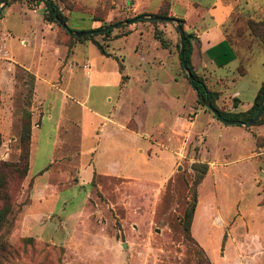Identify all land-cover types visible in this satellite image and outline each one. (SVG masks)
<instances>
[{
  "label": "crops",
  "instance_id": "obj_1",
  "mask_svg": "<svg viewBox=\"0 0 264 264\" xmlns=\"http://www.w3.org/2000/svg\"><path fill=\"white\" fill-rule=\"evenodd\" d=\"M75 1L84 11H68L67 25L76 31L114 24L122 21L118 18L124 14L155 13L166 3L168 15L183 19V29L191 35V64L206 86L218 92L217 106L227 112H240L253 104L264 81V63L251 71L250 60L242 61L238 49L227 40L225 24L240 3L253 13L264 12L259 0ZM44 7L42 1L10 0L0 14V117L4 115L3 134L10 135L16 145L22 115L19 89L24 85V75L32 76L30 146L24 178V184L30 182L31 187L16 222L24 219L27 229L43 233L52 224L45 218L51 216L61 217L65 231L66 219L74 222V218H89L95 212L107 216L110 206H116L110 199H120L122 182L159 181L166 174L158 166L172 169L185 157L179 139L185 133L186 122L190 124L188 135L205 136L216 129L240 134L244 139L252 137L254 145L248 155L254 156L256 136L262 137L264 147V122L250 126L222 123L195 101L186 109L178 88L182 92L186 89L184 72L172 50L155 38L149 21L115 27L101 42L107 55L90 38L71 41V34L47 19ZM97 7L101 8L102 18L91 13ZM117 33L123 38L137 36L129 62L117 52ZM85 62L89 73L83 68ZM139 161L145 168L134 172L132 167ZM216 162H209L214 166H208L199 186L208 178L213 184L214 170L224 164ZM93 180L101 191L105 183L112 185L115 195L111 198L104 193L110 201L106 206L91 202L97 198L92 191ZM68 190L72 195L82 190V203L76 210H65L71 197L66 195ZM207 193L204 187L206 200L198 193L191 231L208 250L213 242L209 237H200L197 226V217L208 209ZM33 203L40 210L32 212L34 218L25 219Z\"/></svg>",
  "mask_w": 264,
  "mask_h": 264
},
{
  "label": "rangeland",
  "instance_id": "obj_2",
  "mask_svg": "<svg viewBox=\"0 0 264 264\" xmlns=\"http://www.w3.org/2000/svg\"><path fill=\"white\" fill-rule=\"evenodd\" d=\"M29 1L35 4L40 2ZM52 1L65 16L66 23L68 11H84L75 0ZM259 1L264 8V0ZM44 12L47 14L45 7ZM91 13L94 17L102 18L100 7L91 10ZM134 16L124 14L118 19L124 20ZM263 18L264 12L253 13L240 3L230 21L225 24L227 40L238 49L242 61L250 60L248 66L251 67V71L264 63V41L260 38L261 36L264 38V28L262 30L261 26L256 29L253 23ZM149 22L153 25V33L156 31L163 39L162 46L172 50L175 62L182 69L176 47L179 33L175 23L158 20ZM60 30L64 32V29ZM123 31L120 30L121 33ZM83 39L85 38H81ZM90 39L101 43L107 36L95 33ZM136 39L137 36L132 34L127 38L118 37L116 41V45L119 46L117 52L126 62L130 61ZM70 40L72 41V38ZM158 52L165 55L162 49ZM182 71L186 89L182 92L181 88H178L179 93L185 98L186 109L191 107V101L203 107L189 87L186 71L183 69ZM249 73L252 75L254 72ZM23 78L24 85L19 89L22 94L20 96L22 115L23 110L30 107L32 91V76L25 74ZM3 116L2 114L0 117V210L9 208L10 211L0 228V241L6 243V250L0 253V264H200L194 250L184 240L181 217L191 192H196L197 200L198 193L202 200H206L203 194L204 187L208 188L209 204L207 212L197 217V226L200 237L202 235L209 237L213 245L207 247V250L192 231L191 235L202 246L210 263L264 264L262 137L256 136L253 156L248 155L254 145L252 137L247 136L244 139L240 134L230 135L216 129L209 130L205 136L192 133L188 135L190 124L186 122L185 133L179 139V147H183L185 157L180 158L178 165L172 169H168L167 165L158 166L166 174L160 177L159 181L153 178L151 182L146 183L137 180H133V183L122 182L120 199H110L116 206L114 209L110 206L107 216L95 212L89 218L83 215L78 219L74 218L76 222H72V218L66 219L68 221L66 231L62 228L61 217L51 216L45 218V221L50 219L52 224H49L42 233L27 229L24 219L16 222L18 206L28 199L30 188L29 182L24 184L22 164L13 166L20 153L19 141L16 145L17 142L12 141L10 135L3 134ZM205 147L208 149L205 150ZM7 152L9 156L6 155ZM212 159L217 160L216 163H224L222 166L218 164L219 167L214 170L213 184L211 178L201 186L199 184L203 179L199 184H194L196 170L192 169V163H206L213 168L214 165L209 163ZM132 168H135L136 172L145 166L139 161L136 167ZM94 180L91 187L97 198L91 202L106 206L110 201L104 193L111 198L115 195L112 185L105 183L103 192L97 188ZM66 195L71 197L66 201L65 210H76L82 203V190L76 191L73 195L68 190ZM58 202L62 204L63 201ZM258 202L263 205L257 206ZM36 205L33 203L27 209L30 214L24 215L25 219L34 218L32 212L37 213L40 210ZM33 226V224L30 226L31 229Z\"/></svg>",
  "mask_w": 264,
  "mask_h": 264
},
{
  "label": "trees",
  "instance_id": "obj_3",
  "mask_svg": "<svg viewBox=\"0 0 264 264\" xmlns=\"http://www.w3.org/2000/svg\"><path fill=\"white\" fill-rule=\"evenodd\" d=\"M9 1L10 0H8L7 2H9ZM40 1H42L44 3L45 7H46V11H47L46 16H47L48 20H50L52 22H55L57 25H59V23L57 22V20L55 19L54 15H53V12H56L57 16L59 18H61L64 22H66L65 16L62 14L61 10L58 8V6L52 0H40ZM1 2H2V0H0V3ZM1 8H0V14H1ZM142 15H144V16H162V17L175 18V17H172V16L168 15L167 4L164 3L160 7V9L157 12H155V13H140L138 15H135L132 18H126V19H124L122 21L115 22L114 24H119L118 27H120V26L124 25L123 23L126 20H130V19L142 16ZM179 20H180L181 26L183 27V22H184L183 19L179 18ZM136 21H145V19H137ZM253 23H254V26H256V29L262 26V30H263V28H264V18L261 19L260 21H256V22H253ZM110 25H112V24H110ZM106 26L107 25H103L102 27L94 29L95 33H101L104 36H109L111 34L113 28L110 27L108 30L102 31L101 29L103 27H106ZM59 28L61 29L62 27L59 25ZM71 30L72 31H76L74 29H71ZM64 32L66 34H68V32L65 29H64ZM184 34H185L184 47H183L184 63L187 66V68L190 70V72H191V74L193 76V80H190L188 78L187 73H186V78H187L189 84L192 86V88L194 90L198 91V96H202V97L208 98L210 100L212 106L215 109H217L218 112L224 118H226L228 120H232V119H239V120H242V121L249 120L256 113V111H257V109L259 107L260 99H261V93H262L263 88H264V81H263L260 89L258 90V92H257V94H256V96L254 98L253 104L246 111L227 112V111L219 108L217 106V104H216V99L218 98V92L210 90L206 86L202 76L198 75L193 69V66L191 64V53H192L191 35L189 33L185 32V31H184ZM91 36H92V34L76 38V37L70 35L69 38H72V39L73 38H75V39L85 38L86 39V38H91ZM118 36H121V34L116 35V37H118ZM154 36H155L156 39H158L160 41L161 45H164L163 39L156 33V31H154ZM260 38L262 39V41H264L263 36H261ZM93 41H94L96 46L100 49V51L103 54L109 55V53L106 52L105 46L102 43H98L95 40H93ZM176 47H177L178 52H179V49H180V38H179V42L176 44ZM179 59H180V53H179ZM180 64H181L182 69L184 70L183 65L181 63V60H180ZM198 96H197L198 101H199V103H201ZM203 107H205V106L203 105ZM263 113H264V109H263V112H262L261 116L252 125L261 124V123L264 122ZM30 116H31V114H30L29 109H24L23 110V115H22V122H21V131H20V136H19V150H20V153H19V157H18L17 162L13 165L14 167H16L19 164H22L24 178L26 176L27 169H28V157H29V146H30V130H31V119H30ZM191 166H192V169L196 170L194 184L197 185L204 178V176H205V174H206V172L208 170V165L206 163H192ZM30 187H31V183L29 182V188ZM27 202H28V199H26V200H24V201H22L20 203V205L18 206V212L20 211L21 207L24 204H26ZM196 204H197V195H196V192L193 191V192L190 193L189 200L187 202V206H186V208L184 210V213H183V215L181 217L182 218L181 220H182L183 232H184V240L194 250V253L196 254L200 264H211L210 260H209V257L206 255V253H205L204 249L202 248V246L191 235V224H192V221H193ZM9 211H10L9 208L6 209V210H0V228L4 225V223H5L6 219H7L6 218L7 214L9 213ZM5 250H6V243L3 242V241H0V253L5 251Z\"/></svg>",
  "mask_w": 264,
  "mask_h": 264
},
{
  "label": "water",
  "instance_id": "obj_4",
  "mask_svg": "<svg viewBox=\"0 0 264 264\" xmlns=\"http://www.w3.org/2000/svg\"><path fill=\"white\" fill-rule=\"evenodd\" d=\"M2 5H0V8L3 7L4 5H6L7 0H2ZM53 15L55 17V19L57 20V22L59 23V25L65 29L69 34L75 36V37H83L85 35H91L94 34L95 31L94 30H79V31H72L66 22H64L61 18H59L56 14V12H53ZM137 19H145V20H149V21H154V20H158V21H165V22H173L175 23V26L178 30L179 33V38H180V49H179V53H180V60L181 63L183 65L184 70L187 73V76L190 80H193V76L190 72V70L187 68V66L184 63V51H183V47H184V40H185V34H184V29L180 24V20L178 18H170V17H162V16H139L130 20H126L125 22L128 24H131L133 22H135ZM119 26V24H112L109 26H106L104 28H102V31H106L108 30L110 27L115 28ZM197 96H198V91L195 90ZM200 102L222 123H226V124H231V125H245V126H250L252 125L262 114L263 109H264V88L263 91L261 93V99H260V104L259 107L256 111V113L247 121H242L239 119H232V120H228L226 118H224L217 109H215L210 100L208 98L202 97V96H198Z\"/></svg>",
  "mask_w": 264,
  "mask_h": 264
},
{
  "label": "built area",
  "instance_id": "obj_5",
  "mask_svg": "<svg viewBox=\"0 0 264 264\" xmlns=\"http://www.w3.org/2000/svg\"><path fill=\"white\" fill-rule=\"evenodd\" d=\"M83 68L86 70V73H89V64L87 62L83 64Z\"/></svg>",
  "mask_w": 264,
  "mask_h": 264
}]
</instances>
